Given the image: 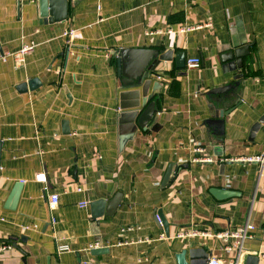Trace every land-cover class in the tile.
<instances>
[{
    "label": "crops",
    "instance_id": "crops-1",
    "mask_svg": "<svg viewBox=\"0 0 264 264\" xmlns=\"http://www.w3.org/2000/svg\"><path fill=\"white\" fill-rule=\"evenodd\" d=\"M31 44L16 66L13 54ZM245 44L242 69L223 59ZM127 49L184 51L201 66L160 63L156 118L121 151L119 96L133 70L119 76L117 55ZM2 53L0 264H179L184 251L189 264L198 249L209 262L264 264V168L241 161L264 154V124L250 139L264 116V0H69L68 18L52 24L39 0H0ZM34 78L38 88L19 91ZM219 110H231L223 125L208 124ZM118 193L117 211L92 219L90 204ZM250 224L241 251L218 237ZM97 243L109 252L91 256Z\"/></svg>",
    "mask_w": 264,
    "mask_h": 264
},
{
    "label": "water",
    "instance_id": "water-1",
    "mask_svg": "<svg viewBox=\"0 0 264 264\" xmlns=\"http://www.w3.org/2000/svg\"><path fill=\"white\" fill-rule=\"evenodd\" d=\"M41 7V15L44 20L49 23L63 22L68 18L69 0H39ZM251 44L241 46H234V48L227 52L224 60H235L239 69L243 67V58L249 55ZM174 61L177 69L186 68L187 57L184 51L171 50H154V49H127L121 50L117 55V65L119 76L123 75L124 69L130 66L132 70L126 75L127 82L123 85V91L120 93V116H119V149L122 151L127 143L133 139L137 129L147 131L150 124L155 120L157 115L156 103L153 101L154 94H150L153 86V91H156L160 84L154 83L152 75L157 73V68L161 62ZM131 63V65L129 64ZM41 85L40 80L34 78L28 83L22 84L19 91L26 92L34 90ZM238 84L229 85L223 88L214 90L212 93H225L230 92ZM231 110H219L215 119L210 120L208 124L216 126L223 125V118L230 113ZM264 124V116L252 128L250 139L253 140L255 133L259 131L261 125ZM1 151L2 144L0 142V169H1ZM172 170L169 169L165 182L170 179ZM22 184H18L12 192L7 202V207L10 210H15L20 199ZM213 193L219 198L224 199L235 196L234 193L224 190H214ZM123 195L118 193L110 201L97 200L90 204L92 211V219L98 220L104 216H112L120 206ZM162 225L165 226L163 218L160 214ZM108 249L97 248L91 250L90 254L93 257L107 254ZM187 251L182 252L177 256L179 264H188ZM189 264H209L210 254L204 250H191L189 252ZM259 259L254 256L248 257L245 264H258Z\"/></svg>",
    "mask_w": 264,
    "mask_h": 264
},
{
    "label": "built area",
    "instance_id": "built-area-1",
    "mask_svg": "<svg viewBox=\"0 0 264 264\" xmlns=\"http://www.w3.org/2000/svg\"><path fill=\"white\" fill-rule=\"evenodd\" d=\"M191 30L190 28L188 29H183L182 32H186V31H189ZM74 35V32L73 31H69L67 33H65V36H68L70 39H72ZM35 47V44H31V45H26L24 46L19 52L13 54V59H14V62L16 64V66H21L23 63H24V59H25V56L31 52ZM8 57H10V54H0V61L2 62H6ZM187 66L188 68H199L201 66V60L199 58H192V59H189L187 61ZM241 161H244V162H248V163H257L260 165V168L263 169L264 168V154H261L259 156H253V157H249V158H246L244 160H241ZM59 196L57 194H53L51 197H50V203H49V206H50V210L53 211L55 209L58 208L59 206ZM89 206V203L87 202H84L80 205V207L82 208H86ZM156 219L158 221V223L160 225H162V221H161V218L157 215L156 216ZM50 222L52 224V226L55 225L56 223V219L53 215H51V218H50ZM133 228H131L132 230ZM255 230V227L253 225H245L243 227H239V228H236L234 231L232 232H225V233H222V234H219L218 237L223 239L224 241H228L230 238H234L235 239V242L232 246H229L228 247V250H242L243 249V246H244V242L246 240H250L252 239L253 235H252V232ZM95 249L97 248H100L99 244L97 243L96 245L93 246ZM5 249H10L11 246H5L4 247ZM57 251L58 253H62V252H68L70 251V248L69 246L67 245H61V244H58L57 245ZM209 264H243L240 256L237 257V258H234L233 260H230L229 262L227 263H224L221 259H218V258H212L211 261L209 262Z\"/></svg>",
    "mask_w": 264,
    "mask_h": 264
}]
</instances>
